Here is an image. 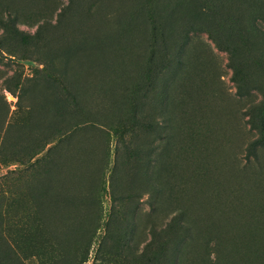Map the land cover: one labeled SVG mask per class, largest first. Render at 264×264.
<instances>
[{
    "label": "rangeland",
    "instance_id": "rangeland-1",
    "mask_svg": "<svg viewBox=\"0 0 264 264\" xmlns=\"http://www.w3.org/2000/svg\"><path fill=\"white\" fill-rule=\"evenodd\" d=\"M262 124L264 0H0V264H264Z\"/></svg>",
    "mask_w": 264,
    "mask_h": 264
},
{
    "label": "trees",
    "instance_id": "trees-1",
    "mask_svg": "<svg viewBox=\"0 0 264 264\" xmlns=\"http://www.w3.org/2000/svg\"><path fill=\"white\" fill-rule=\"evenodd\" d=\"M262 132H264V124H262ZM182 224H184L183 221Z\"/></svg>",
    "mask_w": 264,
    "mask_h": 264
}]
</instances>
